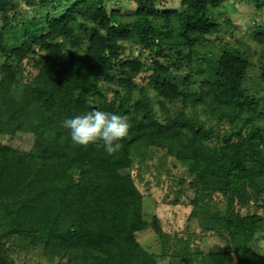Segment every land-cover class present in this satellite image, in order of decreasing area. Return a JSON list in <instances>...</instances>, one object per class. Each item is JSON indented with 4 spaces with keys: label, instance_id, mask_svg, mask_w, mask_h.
<instances>
[{
    "label": "trees",
    "instance_id": "1",
    "mask_svg": "<svg viewBox=\"0 0 264 264\" xmlns=\"http://www.w3.org/2000/svg\"><path fill=\"white\" fill-rule=\"evenodd\" d=\"M123 1L0 0V135L32 136L0 143V264L38 244L55 264H264V57L252 79L238 48L208 47L227 0ZM93 109L129 117L114 157L61 126ZM151 181L186 196L184 237L144 218ZM208 236L225 248L192 245Z\"/></svg>",
    "mask_w": 264,
    "mask_h": 264
},
{
    "label": "rangeland",
    "instance_id": "2",
    "mask_svg": "<svg viewBox=\"0 0 264 264\" xmlns=\"http://www.w3.org/2000/svg\"><path fill=\"white\" fill-rule=\"evenodd\" d=\"M161 5L166 7L177 6L179 0H159ZM256 2L259 0H227L223 5L214 9L215 13L220 14L217 19L222 21L224 18L228 19V24H225L226 28H222L221 32H224V36L229 37L220 43L216 40V44L210 43L208 46L211 49H221L220 46L226 45L228 47H236L242 52V55L252 65L249 71V75L254 77L257 73L258 65L261 59L264 57V43H259L253 38V33H264V7L258 9ZM159 8H164L163 6ZM112 6L120 9L122 14L129 12L133 5L126 3L123 0H118ZM203 51V50H202ZM130 53V52H129ZM136 53V52H134ZM252 79H255L252 78ZM0 143L9 144L14 147L28 149L32 143V136L29 134H16L13 137L7 135H0ZM179 172V171H174ZM182 173H177L172 181L176 180ZM171 180V179H170ZM149 189L141 188L144 194L143 198V214L146 220H150L154 215L159 220L161 228L170 235L176 234L178 237L183 236L187 229L192 225L188 219L190 206L186 205V196H179L178 200L183 203H177L172 205L169 203L173 199V193L176 186L169 182V187L163 189L156 186L152 181L150 182ZM185 187V186H184ZM167 192L165 201L162 200V194ZM138 241L150 251L158 252L159 243L157 236L154 234L150 227L137 233ZM199 244L202 248L210 251L220 250L225 248V244L214 236H208L204 241L195 240L192 245ZM9 246V257L16 264H55L54 260L48 259L42 250V245L38 244L28 250H19V247ZM251 249L254 251L261 250L264 245L259 240H253L250 242Z\"/></svg>",
    "mask_w": 264,
    "mask_h": 264
},
{
    "label": "clouds",
    "instance_id": "3",
    "mask_svg": "<svg viewBox=\"0 0 264 264\" xmlns=\"http://www.w3.org/2000/svg\"><path fill=\"white\" fill-rule=\"evenodd\" d=\"M61 126L69 130L74 145L87 148L102 142L106 155L114 157L122 148L120 141L128 135L131 124L127 115L93 109L62 119Z\"/></svg>",
    "mask_w": 264,
    "mask_h": 264
}]
</instances>
